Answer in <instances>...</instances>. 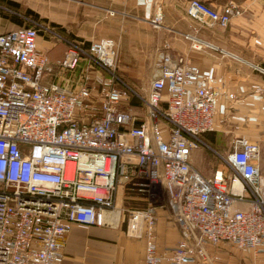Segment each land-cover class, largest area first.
Instances as JSON below:
<instances>
[{
  "label": "built area",
  "instance_id": "1",
  "mask_svg": "<svg viewBox=\"0 0 264 264\" xmlns=\"http://www.w3.org/2000/svg\"><path fill=\"white\" fill-rule=\"evenodd\" d=\"M234 9L188 0L186 14L225 27ZM163 18L157 6L151 23L157 27ZM25 21L0 32V264H62L63 239L74 224L111 225L122 213L126 234L145 240L143 264H196L207 258V243L263 252L259 144L234 137L221 153L205 142L220 93L204 83L197 65L164 45L141 95L115 72L114 39L86 45ZM40 31L65 45L56 73H73L82 63L76 88L49 80L48 56L37 48ZM93 95L101 106L90 117ZM132 98L145 107V118L129 108ZM201 147L219 161L210 176L190 162ZM120 184L147 205L116 208ZM159 204L183 233L163 252L156 244Z\"/></svg>",
  "mask_w": 264,
  "mask_h": 264
},
{
  "label": "crops",
  "instance_id": "2",
  "mask_svg": "<svg viewBox=\"0 0 264 264\" xmlns=\"http://www.w3.org/2000/svg\"><path fill=\"white\" fill-rule=\"evenodd\" d=\"M202 1L216 9L232 5L235 11L229 24L220 27L198 23L186 14L188 0H119L121 4L135 6L151 16L150 23L156 7H161L164 28L168 31L163 45L184 55L187 62L197 65L204 83L210 84L220 93L215 104L213 127L205 131L202 138L221 153L229 150L234 137L257 142L260 147L259 172L264 179V0ZM119 2L108 0L109 5H117ZM0 20L3 18L0 17ZM4 20L7 23L0 21V32L20 26L14 18ZM70 38L86 45L90 43L78 36ZM37 48L48 56L53 71L49 80L76 88L82 63L73 73H56L54 63L63 55V43H52L44 37L37 41ZM122 68H126V65L122 64ZM90 101L94 107L88 113L90 117L96 116L100 102L96 101L95 95ZM75 118L81 120L78 108ZM204 151L203 147L192 150L190 159L191 164L201 173L202 162L199 163L196 157L202 159ZM142 204L147 205L145 198L137 192L125 191L121 184L118 186L116 208L130 209ZM122 214L119 221L111 225L74 224L63 239L62 264H143L145 240L126 234V214ZM155 232L159 252L170 250L183 237L180 225L164 204L157 207ZM229 247L231 250L236 249L226 243H207V258L196 264H264V249L257 255L251 250H241L238 257L226 252Z\"/></svg>",
  "mask_w": 264,
  "mask_h": 264
},
{
  "label": "rangeland",
  "instance_id": "3",
  "mask_svg": "<svg viewBox=\"0 0 264 264\" xmlns=\"http://www.w3.org/2000/svg\"><path fill=\"white\" fill-rule=\"evenodd\" d=\"M0 17L3 18L0 20L3 23H7L5 18H14L18 25L25 24L27 18L34 19L53 27L61 35L78 36L86 42L104 37L114 39L117 43L115 72L141 95L147 92L155 70V59L158 51L163 48L168 33L164 28V21L154 27L149 21L151 16L137 7L120 2L109 5L108 0H0ZM44 37L52 43H63L48 35L44 36L41 31L37 41ZM122 64L126 68H122ZM93 76L98 81L103 77L98 73ZM128 106L132 112L145 118V107L137 99L132 98ZM203 149L206 151L202 159L199 156L196 159L199 163L202 162L203 175L210 176L219 161L214 152ZM142 206L144 205H138ZM232 250L229 247L226 252L238 256L241 251L234 248Z\"/></svg>",
  "mask_w": 264,
  "mask_h": 264
},
{
  "label": "bare ground",
  "instance_id": "4",
  "mask_svg": "<svg viewBox=\"0 0 264 264\" xmlns=\"http://www.w3.org/2000/svg\"><path fill=\"white\" fill-rule=\"evenodd\" d=\"M239 186L238 185H235V188L237 189Z\"/></svg>",
  "mask_w": 264,
  "mask_h": 264
}]
</instances>
